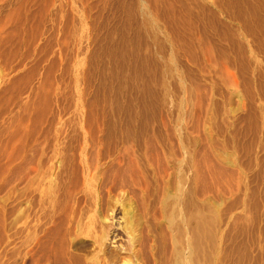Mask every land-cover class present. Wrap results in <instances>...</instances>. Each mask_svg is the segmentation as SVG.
<instances>
[{
	"label": "rangeland",
	"instance_id": "obj_1",
	"mask_svg": "<svg viewBox=\"0 0 264 264\" xmlns=\"http://www.w3.org/2000/svg\"><path fill=\"white\" fill-rule=\"evenodd\" d=\"M82 126L143 147L160 188L195 173L197 264H264V0H0V264H21L23 147L73 158Z\"/></svg>",
	"mask_w": 264,
	"mask_h": 264
},
{
	"label": "bare ground",
	"instance_id": "obj_2",
	"mask_svg": "<svg viewBox=\"0 0 264 264\" xmlns=\"http://www.w3.org/2000/svg\"><path fill=\"white\" fill-rule=\"evenodd\" d=\"M86 129L82 126L78 132L81 141L73 158L55 147L47 161L38 158L31 164L27 159L26 165L28 150L23 147L21 264H27L29 258L31 264H41L37 254L45 256L44 262L40 256L42 264H197L194 171L188 181L183 174L177 175L173 189L166 185L160 188L157 175L147 174L151 161L142 155L141 129L104 130V135L118 136L119 142L133 135V143L142 154L118 149L120 155H126L125 160L119 154L113 156L114 139L108 141L113 148H101L105 138L100 135L105 142L101 138L94 142L88 138L93 130ZM125 152H133L134 158ZM135 171V175L142 172V185L138 182L141 179L133 178ZM158 195L156 210L153 204ZM153 208L158 219L151 214ZM167 230L172 233L169 254Z\"/></svg>",
	"mask_w": 264,
	"mask_h": 264
}]
</instances>
